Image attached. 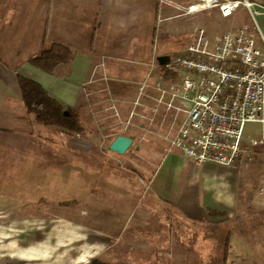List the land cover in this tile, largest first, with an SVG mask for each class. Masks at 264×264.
I'll return each instance as SVG.
<instances>
[{
	"label": "crops",
	"instance_id": "1",
	"mask_svg": "<svg viewBox=\"0 0 264 264\" xmlns=\"http://www.w3.org/2000/svg\"><path fill=\"white\" fill-rule=\"evenodd\" d=\"M123 4L124 0H0V215L14 203L57 206L59 227L75 238L62 244L71 245L73 253L85 252L89 244L81 236L89 238L96 259L106 263L130 261L128 256L140 252L136 247L160 246L165 239L173 264H221L225 237L230 232L232 246L236 237L223 226L236 206L229 171L214 164L195 167L176 151L166 154L167 147L133 139L130 149L117 156L95 154L75 141H50L45 134L49 129L23 104L19 76L41 84L65 111L78 109L81 114V96L90 92L78 87L103 79L89 36L108 38L114 36L108 30H123L124 20L111 15L112 7L116 12ZM131 18L129 25L136 21ZM259 24L264 35V11ZM128 38L127 55L138 57L136 34ZM55 43L70 48L68 63L52 73L29 63L43 47ZM154 56L153 52L151 60ZM142 64L149 67L147 81L151 63ZM99 87L91 94L103 92ZM263 130L261 126L260 135ZM142 147L150 155L135 151ZM214 171L222 178L211 176ZM158 207L165 214L157 213ZM233 260L231 253L230 263Z\"/></svg>",
	"mask_w": 264,
	"mask_h": 264
},
{
	"label": "rangeland",
	"instance_id": "2",
	"mask_svg": "<svg viewBox=\"0 0 264 264\" xmlns=\"http://www.w3.org/2000/svg\"><path fill=\"white\" fill-rule=\"evenodd\" d=\"M172 1L124 0V4L119 6L116 12V8L112 7V17L116 18L118 14L117 19H123L127 26L117 33L108 30L114 35L108 38L93 34L89 36L88 44L95 43L92 56L101 66L98 75L103 79L83 88L77 85L78 89L90 92L86 97L81 96L79 110L83 108V112L79 114L78 109L66 111L81 120L85 134L65 138L54 136L50 130H45L46 136L61 139L60 141L66 144L67 141L81 143L82 148L86 147L87 150L103 156L109 153L117 156V153L109 151V146L121 135L133 139L136 143L157 144L161 148L168 146L162 136L174 130L173 118L170 114L164 115V112L153 115V101L142 94L147 90H142L141 82L145 81L149 70V67L142 63L150 64L153 61V52L157 58L180 55L196 41L200 30L214 36L230 28L232 23L220 13L184 16L175 7L170 6ZM252 1L259 6L264 2ZM259 6L257 8L264 11ZM132 15L136 21L129 25L127 20L132 19ZM94 16L93 13L91 18ZM135 34L139 41L140 54L138 57H131L127 55L125 47L130 38L128 36ZM104 72L108 77L104 76ZM136 80H139V85ZM99 86L103 88V92L97 90V93L92 95L91 92L97 87L100 88ZM260 127L259 124H247L244 147L248 151L243 154L235 169L223 167L230 172L236 189L234 215L223 222V226L229 228L236 236L227 264H264V240H261L264 237V155L255 151L247 141L250 140L249 136H260ZM145 149L136 148L135 151L145 156L150 155L148 149ZM220 167L222 166L217 165V169ZM212 174L214 178H222L219 171ZM59 213V207L43 202L20 207L12 204L10 211L0 215V264H114L96 259L89 238L81 236V239H86L89 244L84 247L85 252L80 250L79 253H73L71 245L62 244V241L68 243L75 238L74 234L59 227ZM151 238L155 236L151 235ZM160 241V246L136 247V250H140L138 255H135V252L134 256H128L130 261L123 259L119 264H173L167 256L169 245L164 244L165 239ZM231 253L234 260L230 263ZM131 257L135 260L131 261Z\"/></svg>",
	"mask_w": 264,
	"mask_h": 264
},
{
	"label": "built area",
	"instance_id": "3",
	"mask_svg": "<svg viewBox=\"0 0 264 264\" xmlns=\"http://www.w3.org/2000/svg\"><path fill=\"white\" fill-rule=\"evenodd\" d=\"M170 6L187 17L216 11L232 23L214 36L200 30L182 54L169 56L162 66L171 79L154 56L149 71L154 78L142 83L147 90L142 94L153 101L154 116L164 112L173 118L174 130L162 136L168 144L165 153L176 151L195 167L235 169L248 151L247 124L264 127L262 11L252 0H173ZM249 144L264 154V130Z\"/></svg>",
	"mask_w": 264,
	"mask_h": 264
},
{
	"label": "trees",
	"instance_id": "4",
	"mask_svg": "<svg viewBox=\"0 0 264 264\" xmlns=\"http://www.w3.org/2000/svg\"><path fill=\"white\" fill-rule=\"evenodd\" d=\"M71 56V50L67 45L55 43L50 47H43L29 60V63L44 72L52 73L58 66L68 63ZM159 67L166 79L174 77L165 72L162 65ZM18 82L27 113L34 114L37 121L49 129L54 136L72 138L85 134V127L81 120L75 115L67 114L64 107L51 97L41 84L22 76L18 77ZM47 140L58 141L49 137ZM230 238L231 234L228 232L224 239L223 264H227L231 248Z\"/></svg>",
	"mask_w": 264,
	"mask_h": 264
},
{
	"label": "water",
	"instance_id": "5",
	"mask_svg": "<svg viewBox=\"0 0 264 264\" xmlns=\"http://www.w3.org/2000/svg\"><path fill=\"white\" fill-rule=\"evenodd\" d=\"M169 56L158 57L157 65H164ZM133 140L127 136H118L109 146V150L120 155H124L132 146ZM161 214H165V210H161Z\"/></svg>",
	"mask_w": 264,
	"mask_h": 264
}]
</instances>
